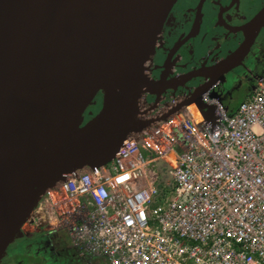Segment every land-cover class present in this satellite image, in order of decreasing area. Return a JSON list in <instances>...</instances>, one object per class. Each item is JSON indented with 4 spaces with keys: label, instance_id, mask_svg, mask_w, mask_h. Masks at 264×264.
Returning <instances> with one entry per match:
<instances>
[{
    "label": "water",
    "instance_id": "obj_1",
    "mask_svg": "<svg viewBox=\"0 0 264 264\" xmlns=\"http://www.w3.org/2000/svg\"><path fill=\"white\" fill-rule=\"evenodd\" d=\"M175 1L0 0V263L43 195L116 158L134 131L149 132L188 102L151 115L141 102L163 89L149 72ZM244 26L241 43L209 71L250 47L264 5Z\"/></svg>",
    "mask_w": 264,
    "mask_h": 264
},
{
    "label": "built area",
    "instance_id": "obj_2",
    "mask_svg": "<svg viewBox=\"0 0 264 264\" xmlns=\"http://www.w3.org/2000/svg\"><path fill=\"white\" fill-rule=\"evenodd\" d=\"M200 99L49 194L85 264H264V78L234 111Z\"/></svg>",
    "mask_w": 264,
    "mask_h": 264
},
{
    "label": "flooded vegetation",
    "instance_id": "obj_3",
    "mask_svg": "<svg viewBox=\"0 0 264 264\" xmlns=\"http://www.w3.org/2000/svg\"><path fill=\"white\" fill-rule=\"evenodd\" d=\"M263 5L264 0H176L162 28L163 41L156 47L150 65L152 69L149 76L162 80L163 89L145 94L141 101L148 103L145 104L148 114H157L168 102L187 100L184 106L197 102L202 107L200 98L203 93L218 98L229 110L228 103L239 93L241 99L248 96L256 82L264 78V38L260 35L262 29L250 47L236 59L226 63L223 70L209 71L207 65L234 51L247 32L245 26L241 27ZM195 23L198 24L197 30L194 27L195 32L191 33ZM257 64L261 69L257 70ZM183 74L189 75L181 78L183 76L179 75ZM241 81L243 83L239 85ZM157 100L159 102L152 109L149 103ZM100 105L99 93L96 103L87 108L86 112H90L87 119L100 109ZM58 230L61 229L57 227L51 231ZM50 233L40 230L18 237L9 248L10 254L13 255L16 251L42 254L43 259L49 261L54 244H57V241H50L53 234ZM63 244L67 254L72 247L66 243V234ZM72 250L75 252L73 248ZM60 252L63 250L60 249Z\"/></svg>",
    "mask_w": 264,
    "mask_h": 264
},
{
    "label": "rangeland",
    "instance_id": "obj_4",
    "mask_svg": "<svg viewBox=\"0 0 264 264\" xmlns=\"http://www.w3.org/2000/svg\"><path fill=\"white\" fill-rule=\"evenodd\" d=\"M260 35H261V38H264V27L262 28V30L260 32ZM257 65H258L257 70L261 69L259 64H257ZM242 83L243 82L241 81V83L239 85H241ZM241 91H242V89L240 88V92ZM240 97L241 96H240V93H239L238 96L235 99L231 100L228 103L229 107L230 108L237 107L245 99V98L241 99ZM152 143H154V142L152 141L151 144ZM140 151L144 155H146L148 153L146 148L143 145L140 146ZM147 171L152 173V174H150L148 176L145 175V178L142 179L143 181L141 183L145 187L149 188V185L151 183L152 184L154 183V181L152 179L154 177L156 169L151 166ZM51 193H53V190H50L48 195L46 193L45 195H43L40 198L39 203L37 204L35 209L32 211L30 216L27 218V220L24 222V224L22 225L21 233L19 234L18 237H21V236H23L25 234H30V233H32L34 231L35 232L36 231H40V230L50 231L51 232L50 234L53 233L52 235L54 236V237L52 236V239H50V241L52 240L53 243H54V241L60 242V244H54V248L51 251L52 257L55 256V255L52 254V253H54L55 249H62L63 252L58 253V258H57V261L60 264H85L83 259L79 258L78 254L75 253L76 251L74 252L72 250V248H71V251H69L67 254H65L66 249H65L64 244H63V242H65V232L63 230H58L56 232H52L51 231L53 229H57V226H56L57 225V217L54 214V213L57 214V211L52 208L54 211L51 210V212H50L47 209V208H50V206H48V202H49L48 196H49V194L51 195ZM67 239L68 238L66 236V243L70 244V241L67 240ZM47 246H45V247H47ZM52 246L53 245H51V247ZM72 252H74L76 254L75 258H73L74 254ZM7 256H9L8 257L9 260H7ZM11 257H12V255L10 254V250L8 249V251L4 255V258L2 259L1 264H3L5 261H10ZM54 263H55V261L52 260V264H54ZM7 264H10V262H8ZM50 264H51V262H50Z\"/></svg>",
    "mask_w": 264,
    "mask_h": 264
},
{
    "label": "trees",
    "instance_id": "obj_5",
    "mask_svg": "<svg viewBox=\"0 0 264 264\" xmlns=\"http://www.w3.org/2000/svg\"><path fill=\"white\" fill-rule=\"evenodd\" d=\"M235 109H231V110L234 111ZM51 237H52V235H51ZM57 244H60V242H57ZM26 249L27 248H25V250ZM59 252H60V249H55V254H54L55 256L51 257V259L49 261H46L43 259L44 256L42 254L33 255L32 253H27V252L20 253V252L16 251V253L12 255L10 261H5L3 264H7L8 262H10V264H50V262H51V264H52V260L55 261L54 264H60L57 261ZM8 257L9 256H7V260H9Z\"/></svg>",
    "mask_w": 264,
    "mask_h": 264
},
{
    "label": "bare ground",
    "instance_id": "obj_6",
    "mask_svg": "<svg viewBox=\"0 0 264 264\" xmlns=\"http://www.w3.org/2000/svg\"><path fill=\"white\" fill-rule=\"evenodd\" d=\"M251 93V92H250ZM246 98V97H245ZM102 165V164H101ZM101 165H98V166H96V167H94L93 169H100V166ZM84 170H86V169H84ZM84 170H79V171H77L76 173H75V176H78V175H80V174H82V173H84L83 171ZM71 175H74V174H71ZM66 181V180H65ZM58 187H60L61 189H62V184H59L56 188H58ZM38 203H39V201H38ZM37 203V204H38ZM37 206V205H36ZM35 209V208H34Z\"/></svg>",
    "mask_w": 264,
    "mask_h": 264
},
{
    "label": "crops",
    "instance_id": "obj_7",
    "mask_svg": "<svg viewBox=\"0 0 264 264\" xmlns=\"http://www.w3.org/2000/svg\"><path fill=\"white\" fill-rule=\"evenodd\" d=\"M250 92H251V91H250ZM249 94H250V93H249ZM249 94H248V95H249ZM246 97H247V96H246ZM229 108H230V107H229ZM235 108H236V107H232V108H230V110H231V109H235Z\"/></svg>",
    "mask_w": 264,
    "mask_h": 264
}]
</instances>
